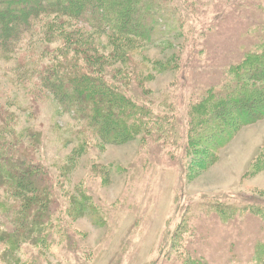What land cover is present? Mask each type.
I'll return each mask as SVG.
<instances>
[{"label": "rangeland", "instance_id": "1", "mask_svg": "<svg viewBox=\"0 0 264 264\" xmlns=\"http://www.w3.org/2000/svg\"><path fill=\"white\" fill-rule=\"evenodd\" d=\"M158 3L152 42L129 50L122 41L110 61V38L71 24L102 61L99 76L146 110L138 114L140 135L126 143L90 138L79 151V123L39 81L47 58L62 45L57 36L34 34L0 63L7 130L34 146V159L49 176L44 182L37 173L34 181L51 193L48 217L31 228L41 227L43 240L24 239L18 247L0 242V264H185L190 256L209 264H256V253L264 257V119L215 155L195 145L213 125L189 127L195 103L232 80L229 68L247 52L264 51V0ZM192 152L195 158L188 157ZM8 192L0 187V202ZM9 248L14 253L2 258Z\"/></svg>", "mask_w": 264, "mask_h": 264}, {"label": "trees", "instance_id": "2", "mask_svg": "<svg viewBox=\"0 0 264 264\" xmlns=\"http://www.w3.org/2000/svg\"><path fill=\"white\" fill-rule=\"evenodd\" d=\"M0 2V39H3L0 41V63L8 62L20 50L22 42L34 34L42 40L57 36V42L62 43L47 58L49 66L42 70L39 81L42 89L60 104L61 111L73 114L79 123L77 133L80 137L75 133L79 151L90 138L104 144H123L140 135L142 124L138 114L140 116L146 110L141 111L127 90L110 84L105 76H99L104 73L100 68L102 61L93 58L95 49L90 50V44L79 41L78 37L84 36L73 30L71 24H82L98 35L110 38L115 47L110 61L119 55L122 50L119 43L122 41L129 50H135L139 43L152 42L153 21L163 4L158 0ZM8 19L20 22L11 28L8 27ZM41 24L43 28L38 33L35 28ZM263 71L264 51L261 54L247 52L238 65L229 68L232 80H222L206 92L205 98L195 103L190 111L189 127L213 125L212 129H206L200 140L195 141V145L209 149L215 155L240 130L264 119ZM210 111L214 115L208 121L204 120ZM3 113L0 107V187L10 192L0 202V218L7 220L0 222V242L18 247V242L24 239L35 240L37 237V240H43L44 230L36 227L31 231V228L38 220L48 217L51 207L48 194L51 193L49 187H39L38 178L34 181L37 173L44 182L45 178L49 179L45 168L34 159L30 149L34 146L26 145L23 136L19 137L16 131L7 130L10 121ZM173 126L180 131L178 121ZM191 155V158L196 157L193 152L188 157ZM259 210L256 213L262 214ZM11 253L14 252L10 248L3 251L2 258ZM255 258L256 264H264V257H258L256 253ZM185 264L209 263L190 256Z\"/></svg>", "mask_w": 264, "mask_h": 264}]
</instances>
